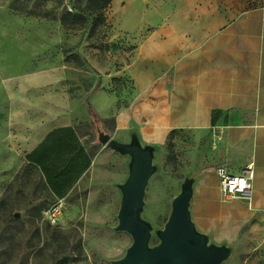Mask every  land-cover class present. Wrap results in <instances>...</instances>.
I'll list each match as a JSON object with an SVG mask.
<instances>
[{"label":"crops","instance_id":"obj_1","mask_svg":"<svg viewBox=\"0 0 264 264\" xmlns=\"http://www.w3.org/2000/svg\"><path fill=\"white\" fill-rule=\"evenodd\" d=\"M147 2L157 7V18L140 23L139 7L146 9ZM126 17L127 37L133 41L140 29L143 33L125 66L132 88L114 112L109 133L102 123L92 122L97 149L81 132L65 71L55 67L4 83L8 100L2 114L9 134H2L0 155L8 149L24 157L63 201L83 181L93 182L96 172L117 179V171L99 166L113 155L100 134L123 143L134 131L144 147L164 142L171 132H192L213 142L210 164L186 178L195 231L207 245L227 249L247 226L264 235V0H127ZM99 95L84 99L93 118ZM110 99L111 109H118L116 98ZM250 161L249 196L223 200L216 169L236 174ZM123 180L118 177V184ZM107 185L116 208L122 194L118 186Z\"/></svg>","mask_w":264,"mask_h":264},{"label":"rangeland","instance_id":"obj_2","mask_svg":"<svg viewBox=\"0 0 264 264\" xmlns=\"http://www.w3.org/2000/svg\"><path fill=\"white\" fill-rule=\"evenodd\" d=\"M105 1L0 0V140L4 132L9 134L2 114L8 100L6 80L55 67L65 71L66 90L80 116L81 132L87 135L93 151L100 141L92 122L102 123L106 133L111 131V118L132 88L125 66L143 33L140 29L133 41L131 35L127 37V0H109L103 8ZM146 7H139L140 23L157 18V7L153 8L151 2ZM97 92V115L93 118L84 99L90 100ZM112 96L118 109H111ZM133 141L134 131L127 142L117 143ZM109 142L108 138L103 146L113 155L99 166L117 171V179L106 180L107 173L96 172L93 182L83 181L78 191L63 200L64 216L57 226L45 220L46 209L57 198L38 169L8 149L0 155V264H115L126 255L133 238L129 232L117 229L121 197H117L114 208L115 193L105 186H118L122 194L118 177L127 180L132 158ZM212 143L192 132H172L164 142L143 145L151 151L153 170L137 216L149 228V247L160 243L158 233L190 172L210 164L208 150ZM220 264H264L263 233L253 225L244 228Z\"/></svg>","mask_w":264,"mask_h":264},{"label":"water","instance_id":"obj_3","mask_svg":"<svg viewBox=\"0 0 264 264\" xmlns=\"http://www.w3.org/2000/svg\"><path fill=\"white\" fill-rule=\"evenodd\" d=\"M100 136L105 143L108 136ZM109 145L132 158L129 176L120 186L122 200L117 229L129 232L133 242L115 264H220L227 248L207 245L205 237L195 231L188 212L187 182L174 199L171 215L158 233L160 243L148 246L149 228L139 220L137 211L142 206L145 184L153 170L151 151L141 147L137 140L125 145L111 141Z\"/></svg>","mask_w":264,"mask_h":264},{"label":"built area","instance_id":"obj_4","mask_svg":"<svg viewBox=\"0 0 264 264\" xmlns=\"http://www.w3.org/2000/svg\"><path fill=\"white\" fill-rule=\"evenodd\" d=\"M219 177V190L223 200H231L236 197H248L251 190V182L254 176V164L252 161L245 163L239 173L228 172L223 167L217 169ZM64 203L62 199L54 201L45 211L46 222L51 226H57L60 223Z\"/></svg>","mask_w":264,"mask_h":264},{"label":"trees","instance_id":"obj_5","mask_svg":"<svg viewBox=\"0 0 264 264\" xmlns=\"http://www.w3.org/2000/svg\"><path fill=\"white\" fill-rule=\"evenodd\" d=\"M108 3H109V0H106V1L103 3L102 7L104 8ZM62 21L65 22L66 19H64V17H63V18H62ZM171 133H172V132H171Z\"/></svg>","mask_w":264,"mask_h":264}]
</instances>
